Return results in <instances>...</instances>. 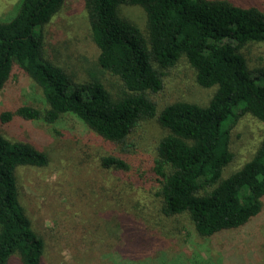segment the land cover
Returning a JSON list of instances; mask_svg holds the SVG:
<instances>
[{
	"label": "trees",
	"instance_id": "obj_1",
	"mask_svg": "<svg viewBox=\"0 0 264 264\" xmlns=\"http://www.w3.org/2000/svg\"><path fill=\"white\" fill-rule=\"evenodd\" d=\"M65 0H20L16 12L0 18V90L15 67L42 88L48 107L19 105L0 113L2 125L14 117L53 123L72 114L103 138L125 143L145 120L157 117L168 132L152 167L159 181V210L187 214L203 237L246 226L264 204V139L254 156L224 177L233 160L230 128L245 113L264 121V70L252 67L245 49L264 43V9L229 0H85L98 66L118 76L113 94L101 70L75 81L44 54L43 26ZM125 4L141 6L146 30L123 15ZM186 57L203 87L216 86L206 105L175 101L159 112L155 98L167 70ZM45 151L11 140L0 131V264L13 254L23 264H41L45 242L20 204L19 166H43ZM122 168L124 159L103 158Z\"/></svg>",
	"mask_w": 264,
	"mask_h": 264
},
{
	"label": "rangeland",
	"instance_id": "obj_2",
	"mask_svg": "<svg viewBox=\"0 0 264 264\" xmlns=\"http://www.w3.org/2000/svg\"><path fill=\"white\" fill-rule=\"evenodd\" d=\"M20 0H0V18H10ZM258 6L264 0H229ZM123 15L146 30L147 16L139 5L125 4ZM44 54L75 81L88 68L101 70L113 94L121 79L98 66L99 48L92 38L85 0H65L43 26ZM252 67L264 70V43L245 49ZM186 57L167 70L156 93L158 112L183 100L206 105L216 86L203 87ZM48 107L42 88L24 70L14 68L0 90V113L19 105ZM0 131L11 140L27 141L45 151L43 166H19L16 175L20 204L33 229L43 237L41 264H264V204L246 226L203 237L187 214L165 216L159 210V181L151 166L168 132L157 117L143 121L125 143L110 141L72 114L53 123L14 117ZM264 139V121L242 114L230 128L233 160L224 177L250 160ZM124 159L126 166L103 165V158ZM13 254L8 264H23Z\"/></svg>",
	"mask_w": 264,
	"mask_h": 264
}]
</instances>
